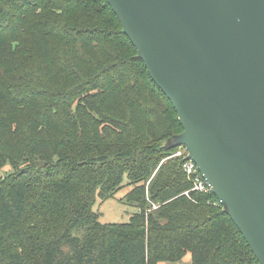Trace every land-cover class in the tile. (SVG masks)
Returning <instances> with one entry per match:
<instances>
[{
    "label": "trees",
    "instance_id": "16d2710c",
    "mask_svg": "<svg viewBox=\"0 0 264 264\" xmlns=\"http://www.w3.org/2000/svg\"><path fill=\"white\" fill-rule=\"evenodd\" d=\"M182 132L107 0H0V264H260L170 159Z\"/></svg>",
    "mask_w": 264,
    "mask_h": 264
},
{
    "label": "water",
    "instance_id": "95a60500",
    "mask_svg": "<svg viewBox=\"0 0 264 264\" xmlns=\"http://www.w3.org/2000/svg\"><path fill=\"white\" fill-rule=\"evenodd\" d=\"M222 210L264 264V0H107Z\"/></svg>",
    "mask_w": 264,
    "mask_h": 264
},
{
    "label": "rangeland",
    "instance_id": "374dc122",
    "mask_svg": "<svg viewBox=\"0 0 264 264\" xmlns=\"http://www.w3.org/2000/svg\"><path fill=\"white\" fill-rule=\"evenodd\" d=\"M177 151H183L185 148H176ZM176 151V152H177ZM9 168L0 171V176L3 177L9 172ZM128 181H125L127 184ZM131 188L125 187L119 191L113 198L106 201L97 202L94 211L100 216L102 224H126L129 223L132 215L136 213L134 206L128 204L124 198L130 192ZM161 264H192L191 255L187 254L186 257L177 263H161Z\"/></svg>",
    "mask_w": 264,
    "mask_h": 264
},
{
    "label": "built area",
    "instance_id": "2783aa9c",
    "mask_svg": "<svg viewBox=\"0 0 264 264\" xmlns=\"http://www.w3.org/2000/svg\"><path fill=\"white\" fill-rule=\"evenodd\" d=\"M187 156H188V153L185 149L183 151L178 150L175 154H173L170 157V159H173V158L183 159L182 170L187 176V179L192 184V191L198 192L201 194L212 193L211 188L209 187L208 183L206 182L203 175L201 174L197 164L192 160H187L186 159ZM188 193L189 192L186 193L187 196H188ZM209 204H212V202H209ZM218 205H220L219 201H218Z\"/></svg>",
    "mask_w": 264,
    "mask_h": 264
}]
</instances>
